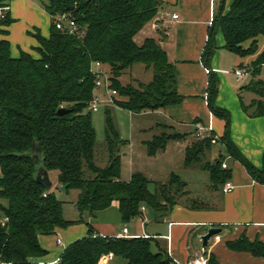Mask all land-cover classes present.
I'll return each mask as SVG.
<instances>
[{
  "label": "trees",
  "instance_id": "1",
  "mask_svg": "<svg viewBox=\"0 0 264 264\" xmlns=\"http://www.w3.org/2000/svg\"><path fill=\"white\" fill-rule=\"evenodd\" d=\"M9 2L0 0V6L10 5ZM226 2L217 0L203 52V62L210 69L209 108L226 121L225 133L216 140L223 148L212 157L216 144L212 140L217 134L214 131L211 137L195 135L185 152L186 167L207 171L212 187L221 191L231 178V169L222 167L227 157L239 160L254 179L264 183V167L259 169L249 161L230 137L231 114L216 104L219 77L211 69L219 30L229 51L242 57L258 52L259 37L264 36V0H234L228 11ZM163 3L43 0L51 15L70 14L84 35L59 30L52 23L49 37L39 31L35 34L39 43L33 49L35 54L22 50L17 57L11 53L10 41L0 40V197L6 200L0 205V264H41L32 261L47 253L39 236L57 234L60 228L79 222H86L88 234L69 245L53 264H100L110 257L124 258L128 264L174 263L168 252L153 249L152 238L103 236L92 225L115 202L121 221L126 223L139 216L144 205L165 215L185 194L187 183L176 173L167 182L155 183L154 191L150 189L151 180L141 172H134L129 180L123 179L122 158L128 141L121 138L107 108L105 142L99 144L89 110L97 91L94 62L102 63L109 72L111 86L118 93L113 98L118 107L143 113L183 101L176 66L164 48L163 38L147 37L141 44L136 40L159 14ZM69 6L74 9L68 10ZM12 22L8 11L0 19V33L7 35L6 27ZM249 40L250 46L245 47ZM137 65L152 74L150 80L132 75ZM241 67L250 76L241 91L253 95L246 103L241 94L243 109L249 116H264V51ZM127 74L130 81L124 80ZM61 107H67L69 112L60 115ZM184 136L165 120L156 123L154 135L147 143L149 153L154 155L171 140ZM34 145L41 148L38 163L34 161ZM39 166L55 174L57 183L67 192L78 191V220L67 219L63 201L35 180ZM84 215L89 219L85 220ZM228 245L264 258L261 240L251 241L243 235L228 241ZM207 264H219L214 254L208 256Z\"/></svg>",
  "mask_w": 264,
  "mask_h": 264
},
{
  "label": "crops",
  "instance_id": "2",
  "mask_svg": "<svg viewBox=\"0 0 264 264\" xmlns=\"http://www.w3.org/2000/svg\"><path fill=\"white\" fill-rule=\"evenodd\" d=\"M162 1L164 3L159 14L146 27L150 28V35L156 34L155 37L163 38L164 48L176 66L178 91L183 96V101L163 110L143 113L151 115L152 122L148 131L152 136L156 123L163 120L172 125L176 129L175 131L185 134L181 139L171 140L177 141L179 147L183 149L184 169L191 172L208 173L202 169L186 167L185 152L195 136L196 123L211 125L218 136L225 133L226 121L213 114L208 105L210 69L203 62V52L213 22L217 0ZM233 1L227 0L226 11L229 10ZM42 2L43 0H10L9 12L13 22L6 27L7 35L0 33V40L7 38L10 41L11 53L14 57L19 56L22 50L35 54L33 49L39 45L35 37L38 31L45 37L50 36L52 16L44 8ZM174 13L179 15L177 19L172 18ZM156 21L161 24L160 29L155 27ZM163 35L166 36L163 37ZM216 43L217 49L211 61V69L219 77L216 104L231 114L230 137L233 143L249 161L262 169L264 167V116L252 117L244 111L241 94L246 103L251 101L253 95L247 92L249 95L247 98L244 97V91H241L244 84L242 86L240 84L244 80L245 82L249 80L250 77L246 73L243 79H239L235 70L241 69V65H247L256 60L258 55L264 51V36L259 37L258 52L244 57L225 47L222 30L217 32ZM250 43L249 40L244 43V46L249 47ZM141 130L147 129L142 128ZM120 136L128 141L129 146L131 145L130 140L124 138L121 133ZM150 140L151 138L144 140L147 147ZM222 148L221 143H216L213 151L214 156L222 151ZM128 155L129 152L126 150L122 158V166L123 161L128 159ZM229 169H231L229 180L234 184V189L229 193H224L221 188L214 189L211 180L206 191L199 190L191 187L190 178L192 175H188L189 178H184L178 174L187 183L185 194L178 197L177 202L167 214L159 215L155 211L152 213L147 205L141 206L144 207L139 215L142 227L148 230L146 221L151 219L156 224L152 229L155 232H137L135 227L131 229L127 225L120 228V224L123 222L117 202L113 204V208L119 212L120 217L103 218L100 215L97 220L92 222V225L96 232L103 236L121 237L120 234L123 233L124 227H127L126 238L141 236L152 238L153 249H162L168 252L174 261L173 264H207L210 254L215 255L219 264H264L262 256H256L248 251L235 250L228 245V241L237 240L243 235H246L251 241L261 240L264 242V183L254 179L237 159L230 162ZM134 172H141L149 178L146 173L133 168L129 176L125 175V178H123L122 170V178L129 180ZM52 176L50 173L51 180ZM208 176L210 178L209 173ZM153 181L154 183H164L159 180ZM58 187L60 188V186ZM192 199L194 202L189 201ZM210 227L220 228L221 231L213 236L209 245L204 248L201 236L207 233ZM87 234L88 225L86 222H79L67 228H60L54 235H40V244L47 250V253L44 256L32 258V261L41 264L57 263L69 245ZM58 239L62 240V244L58 243ZM100 264H128V261L121 257H110Z\"/></svg>",
  "mask_w": 264,
  "mask_h": 264
},
{
  "label": "rangeland",
  "instance_id": "3",
  "mask_svg": "<svg viewBox=\"0 0 264 264\" xmlns=\"http://www.w3.org/2000/svg\"><path fill=\"white\" fill-rule=\"evenodd\" d=\"M172 9V7H170ZM145 29V30H144ZM136 37L138 43H142L147 37H155L156 34L150 35V28H144ZM157 36V35H156ZM157 38V37H156ZM142 65H137L132 72V75L136 78L148 81L151 79L152 74L146 73ZM250 77V76H249ZM261 77L264 79V68ZM125 81H130V74L124 76ZM241 83V82H240ZM245 83V80L240 84ZM96 95L100 98V108L98 111L92 112V120L96 130L97 141L99 144L105 142V130H106V110L109 108L112 112V117L116 128L120 131L121 135L130 140L131 145L125 146V149L129 152L128 159L123 161V174L125 178L131 173V169L141 170L146 173L151 182L153 180H159L160 182H167L172 172L179 174L181 177L190 178L191 187L207 190V185L210 184V178L206 172H191L184 169V152L177 141H171L168 144V148L164 151L158 152L155 156L149 153L148 147L144 144V140L152 138V134L148 131L152 118L150 114L146 113H134L127 109L114 105L110 97L104 92L103 89H98ZM244 97L249 95L246 91L243 92ZM147 129L142 131L141 129ZM176 130V129H175ZM218 147V146H217ZM213 157V153H212ZM234 160L232 157H227L226 161L228 165ZM52 188L51 191L57 195V197L63 201L64 215L67 219H79L80 213L76 209L75 199L77 198L78 191L70 190L67 192L65 188H59L55 174H52ZM196 175V176H193ZM150 189L155 190L154 181L150 183ZM194 202V200H189ZM6 204V200L0 197V205ZM150 212L154 213V210L150 208ZM153 216V214H152ZM103 218H118L119 212L113 208V206L101 213ZM85 220H88V215H84ZM147 222L148 230L142 227V220L139 216L132 218L129 222L120 224V228L127 225L131 229L136 228L137 232H155L152 229L155 227V222L151 219ZM85 225L84 223H81Z\"/></svg>",
  "mask_w": 264,
  "mask_h": 264
},
{
  "label": "built area",
  "instance_id": "4",
  "mask_svg": "<svg viewBox=\"0 0 264 264\" xmlns=\"http://www.w3.org/2000/svg\"><path fill=\"white\" fill-rule=\"evenodd\" d=\"M10 9V5H4L0 6V19L4 18L7 14V12ZM52 16V22L55 24V27L59 30L62 31H68L71 34L75 35H84V31L79 30V26L77 22L71 17L70 14L68 13H60L57 15H51ZM179 15L177 13H174L172 15L173 19H177ZM155 27L157 29L161 28V24H159V21H156ZM92 70L95 73H98L97 79H96V87L95 89L98 90L102 88L104 92L110 97L111 101L114 103L113 98L118 94L117 90L112 88L111 86V80L109 77V72L107 69L103 66L102 63L100 62H94L92 66ZM237 76L239 79H243V77L247 73V69H240L237 68L235 70ZM97 93V91H96ZM93 97V99L90 102L89 105V110L92 112L98 111L100 108V98L96 95ZM214 133V129L212 128L211 125H204L203 123H196L195 124V135L199 138H204V137H211L213 136L212 134ZM219 136L216 134L215 137L213 138V143H216V140ZM222 167L224 169L229 168V165L227 161L225 160L222 164ZM234 189V184L231 180H228L225 182V184L222 187V191L224 193H229ZM46 195V194H44ZM143 210L144 207H141ZM128 233V228L124 227L123 233L120 234L121 237H126ZM58 243L62 244V240L58 239ZM191 264H196V263H191Z\"/></svg>",
  "mask_w": 264,
  "mask_h": 264
},
{
  "label": "water",
  "instance_id": "5",
  "mask_svg": "<svg viewBox=\"0 0 264 264\" xmlns=\"http://www.w3.org/2000/svg\"><path fill=\"white\" fill-rule=\"evenodd\" d=\"M73 6H69L68 10H73ZM69 112V109L67 107H61L58 110V113L60 115H64ZM34 149L36 151V154L34 155V161L39 162V153L41 151V148L38 145H34ZM35 180L39 182L41 185H43L47 190H50L52 188L53 182L50 178L49 171L44 166H39L37 168V171L35 173ZM221 231L220 228L216 227H210L207 231V233L203 234L201 236L202 240V246L206 248L209 245V242L213 236L218 234Z\"/></svg>",
  "mask_w": 264,
  "mask_h": 264
}]
</instances>
